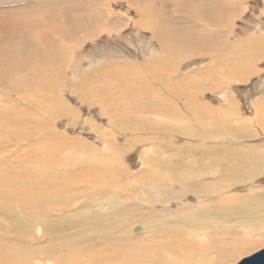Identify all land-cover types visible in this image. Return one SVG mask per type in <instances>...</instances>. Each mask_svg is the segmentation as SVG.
Listing matches in <instances>:
<instances>
[{"label":"bare ground","instance_id":"bare-ground-1","mask_svg":"<svg viewBox=\"0 0 264 264\" xmlns=\"http://www.w3.org/2000/svg\"><path fill=\"white\" fill-rule=\"evenodd\" d=\"M227 1L228 0H210L206 3L207 8L200 9L196 6H192L183 12L187 16L186 19L190 20V23L196 21L197 18H202L205 22L211 23L213 31H204V33L195 35L187 33L178 34L175 30L169 29L168 26L156 27L155 21L149 22V17H151L150 14H138L140 22L143 20L146 21H144L147 25L145 26L151 31L152 38L156 40V43H158L161 49H164L162 53L158 52L157 55H154L155 53L153 54L160 71L167 72L169 75H175L177 66L174 65L173 61H167L163 64V59L164 57L175 58V55H177L175 53H179L176 49L179 45L176 43H183L185 47L189 45V48L186 49H190V52L184 55L186 58L191 59L193 57L204 56L207 57L210 62H215L214 67L209 71L211 76H207L208 78L211 77L210 79L213 82L215 80L213 77L216 76L219 77L218 81L220 82V75L229 77L236 83L247 82L248 80L246 79L250 75L256 74L253 65L258 62L259 59L264 58V34L260 32L256 36L252 31L251 33L245 32L244 38L240 37L241 39L238 38V40L233 41L232 38L234 35L232 36L231 33V25L235 12L238 11L239 8ZM4 2H7L6 5L9 6L17 4L15 1L0 0V5ZM169 2H174V6H176L178 10H182L184 7L181 0H160L159 5H161L162 8H159V12L164 11L165 4ZM18 4L20 5L1 8L3 6L2 4L0 7V79L8 80V78L17 77L19 79H26L27 82H29L28 74L30 73L34 79L30 90L31 95L38 94L41 98H43L45 90L53 89L54 84H56L54 82H57L55 79H63V81L64 78L66 79V77H62L65 63H68L69 57L72 56V54H77V49L81 48L86 40L89 41L96 37H100L102 33H107L108 35L113 33L117 34L124 28L123 24L115 22V17L118 18L117 15L106 10L105 3L101 9L102 13H100V9L97 7L95 0H22ZM212 8L216 10L213 11ZM98 14H101L100 17H98ZM161 15H164V13ZM147 18L149 23H147ZM152 25L154 27H151ZM100 27L103 28L100 29ZM193 29L199 31L195 27H193ZM223 32H226L227 35L223 36ZM41 38L44 39L43 41L46 43V45L41 46L43 49L42 54L40 53L41 51L38 50V44L42 42ZM118 41L119 40H117V42ZM120 44H123L122 40H120ZM116 47L120 48L118 46ZM190 47L195 49L193 50ZM118 50H120L119 52L121 55L122 49L120 48ZM180 51L179 54H181L183 50L180 49ZM114 52L116 51L114 50L113 53ZM27 53L33 55V57L27 56ZM130 55L131 54H129V56ZM177 59L179 58L177 57ZM107 67H97L93 71H82L80 67L77 66L75 68L77 74L82 71L88 78L83 82L78 80V86L75 85L77 82L75 83L74 81L75 92L79 91L80 83L82 84L80 93L84 94V91L93 90V88H97L99 91L98 93H101L100 91L102 90H106L107 93H110L112 91L111 87L113 86H115L116 90L121 89V81H124L125 78V83L130 81V84L127 85L129 92L136 96L139 95L142 101H146L150 95H155V97L164 100L156 91L153 93L152 89L147 86V83L142 81L143 76L138 73V68L133 67L130 63L127 62L126 64H122L120 67H122L123 70L120 68L121 70H119L118 73H107L108 77L105 75V69ZM116 68L118 69V67ZM50 70L51 73H49ZM123 71H125L124 74H122ZM129 71L131 72V76L127 74ZM148 73L150 75L154 73V71L149 70ZM54 74H56V77L52 78L51 76ZM138 74L141 78L137 77ZM194 74H196V72H194ZM81 75L79 74L78 77L80 78ZM218 81H216V85L218 83V86H220ZM133 82H140V87L137 86L138 88H136L135 85L133 89ZM22 83L25 82L22 81ZM7 85L10 86V83L7 82ZM255 87L257 88V86ZM189 89L192 90V95L194 97L185 102L182 106L190 120L195 122L191 119V115L198 118L199 125L197 122L195 123L202 131L199 134L197 132L184 134H188V136H186L187 138L198 137L204 142H196L193 146H189L188 149H183L176 154L170 155L168 158L149 157L147 160H144L145 162L141 165V167H144L143 171L150 172L152 170V173L151 175L148 172L144 173L146 175V180L143 182L144 185L142 186L144 187L142 188L143 192L145 190L150 192L151 189L147 187L151 184L147 180L152 179V182V176L155 175V186L151 188L158 194L156 197L157 202L156 199L153 201V199L149 198L146 199V202H148L147 204L151 201L158 204V206H163L169 203V199L171 203H177L180 201L181 197L191 195L199 199L198 201H203L204 199V202L207 204L219 202L214 208H208L207 204L206 206H200V204H198L199 206H188L186 204L185 208L182 207L181 210H175L174 213H171L173 212L172 209L170 212L162 211L164 214L159 221L144 219V224H146L147 227L146 234L148 235L146 237H133L131 233L128 232L127 227L133 220L132 218L120 219L119 222L118 219H114L116 215L115 211H117L116 205H114L112 207L113 210L109 211L107 214L110 219H93L95 212L93 211L90 197L105 195L104 200L113 204L116 199L112 201L114 195L111 193V187L116 177L110 172L114 170L109 164L106 166V170L109 179L113 178L110 181L101 182L102 184L97 185L95 180L93 182L86 178L88 181H84L81 177H87L91 173L92 168L99 172H103L104 169H97V164L95 163L101 162L102 164H107L109 160H113L112 157L107 156L105 159L100 157L96 160L93 156L95 152L90 148V145L84 144V142H80L76 139L68 140L64 138L60 132L54 131L55 129L50 132L48 131V135L42 134V132L37 129H39V122L41 123L43 121L40 118H34L33 121L36 119L35 122L30 121L32 125L29 126V120H25L28 121L25 122L20 119L21 114L25 115V113L23 110L18 109L20 111L18 116L14 113L11 117L12 124L15 128L16 125L18 127H26L24 128L26 131L20 132L24 137L29 135L27 129L30 134L32 129L34 132L29 138H24L19 135L18 132L11 135L9 133L7 138L14 139L16 142H23L22 138L28 139L30 146H33L30 154L36 158L38 165L40 163H45L46 168L51 165L57 170H60L59 172L63 171L59 173L60 175L56 176L55 179L50 177L43 178L41 183L35 178L38 172L32 171L33 178H31L28 184L30 188L29 195L34 191V188L39 189V191L41 190V194H31V196H29L31 200L34 202L40 200L41 203V200L46 198V203L49 204V202L53 201L54 204H57L59 203V199L54 196L62 192H68L67 195L71 198L76 197V200L81 198L84 194H87L88 201L85 200L82 206L83 208L86 207L82 215L83 219H77V223H71L63 227L64 229L76 228L72 231L73 233L65 234L67 238L64 240H62V236L58 237V233L63 228L61 229V225L55 219H44L42 222L41 220L43 219L40 217L41 227L37 224L32 227V230L34 229L35 231L39 228H41L40 231L46 228L48 231V237L46 239L44 238L45 229L41 233V236L37 234L40 238L37 237L38 239H36V236L33 237L34 230L33 233L28 235L27 230L20 221L11 220L6 225L0 224V229H6L3 230L5 234L0 235V241H4V243H0V264H220L227 263L247 249L263 243L264 229L261 230V235L258 234V236L254 237L251 236V234L254 235L253 231L256 232L261 227V224L264 223V190L255 189L258 183L255 177L264 175V145L261 144V142L256 144L252 143L261 136L264 139V97L258 98L253 105V109H256L254 112V114H256L254 122L247 120V118H243L242 121H240L237 118L238 114L234 113L235 104L231 101H228L226 104L224 103L220 108L226 118L224 116H219L220 118L218 117L219 120H217L216 117V119H212L213 115L216 113H213V115L208 114V112H212V110L206 109L207 104L205 105L201 102H197V97L199 95L203 96V94L201 95L198 93V88L195 86ZM57 91H59V89ZM56 92L54 93L57 95ZM51 95L52 94H50L47 99L44 97L43 104L42 102H38V107L40 109L44 112L45 110L48 111L47 114L45 112V115H47L46 117H52L54 119L60 118L64 113L68 115L71 114V117L75 116L68 106L64 108V103L62 101L61 103L57 102V100L54 99V95ZM88 98L90 99L91 97ZM118 98L120 97L111 94L110 99L102 98L103 104L101 105L104 106L108 104L109 107H113L111 103H120V99ZM53 99L55 103L51 104ZM58 101H60V99ZM44 103L48 106H45ZM90 105L91 104H89V106ZM176 107L174 106L171 111H165L163 107H159L154 113L156 117H163V121H165V126L161 125V127H159L161 130L159 133H172L171 128L173 124L171 121L174 119H182L181 113L183 112L177 109L180 106ZM207 108L210 107L208 106ZM220 109L215 112L220 114ZM6 111H8L7 108L0 109V127L7 124L5 120H1V117ZM14 111H16V109H14ZM222 113L220 115H222ZM232 113H234V115H230ZM168 119L171 120V124H169ZM177 122L180 123L179 121ZM224 130L229 131L230 134H227V137L221 139L218 131L223 132ZM13 131L14 130L11 132ZM167 134L165 135L168 136ZM37 140L41 143L38 142V145L40 144L39 146L35 143ZM47 142L49 144H47ZM14 143L15 142H13V144ZM66 145L75 146L73 149L80 151L78 156L84 152L83 154L85 157L79 158L75 155V157H73L72 154L68 156L62 155L63 152L68 151ZM25 153L26 151L23 150V155H25ZM180 153L183 155L191 154L188 157L186 156V158H179L180 163H175L173 161L174 157L177 158ZM120 154L121 151L117 150L115 156H119ZM57 155H59L57 158H60V161L56 160V158H52V156ZM150 161L155 165L154 168L152 167L153 169L145 167L146 163ZM32 165L33 164H31V166ZM167 165L169 166L167 167ZM77 166L81 169L80 173L77 175L69 173V168ZM232 167L233 169L231 171L242 175L235 176L229 172L228 178L225 172ZM83 168L87 169L83 170ZM67 173L69 174L67 175ZM143 175H141V177ZM165 175H170L168 178L169 184L167 185H165L162 180V177ZM99 176L101 178V175ZM166 176L165 178L167 179ZM125 177V174H123L122 179ZM75 178L76 180H74ZM227 179H229L228 184L230 185H227ZM2 180L7 184L15 186L16 182L8 181L5 175H3ZM231 181L236 182V184L232 185ZM174 182H177L180 186L179 190H176L177 192L171 191L173 188L171 189L170 185L172 183L174 184ZM237 183H239V185ZM188 185H194V190L188 188ZM205 186H209V188L207 189ZM218 186H222V188H218ZM235 190L240 191L239 194L242 193V196H237L238 202L232 203L230 200H219L222 196ZM75 192H77L76 195H74ZM255 192L262 204L254 202ZM231 193L233 194L234 192H230V194ZM243 193H245L246 196H243ZM196 194L205 195L196 196ZM220 194L222 196H219ZM87 195L84 196L87 197ZM216 196L220 198L217 197L216 199ZM246 197L247 200H245ZM17 202L19 204H17ZM17 202V206L23 204L21 201ZM24 202L27 203V201ZM42 203L45 202L43 201ZM62 204L63 203L56 206H47L46 209L48 214L54 215L56 212L54 210L55 208L65 206ZM88 209L89 211H87ZM99 216L100 215H98V217ZM107 222H110L108 229L105 228ZM231 222L235 224L232 227H230ZM139 230L140 228L135 227L132 232L135 233ZM257 237H262V240L258 241ZM253 238L256 240H253ZM17 239H23L24 241L19 242Z\"/></svg>","mask_w":264,"mask_h":264},{"label":"rangeland","instance_id":"rangeland-1","mask_svg":"<svg viewBox=\"0 0 264 264\" xmlns=\"http://www.w3.org/2000/svg\"><path fill=\"white\" fill-rule=\"evenodd\" d=\"M8 1H12V2L15 1L17 2V4H12L11 6H9L6 5L7 2H4L2 3L3 6L1 7L2 5L1 4L0 7L1 8L14 7L20 5L18 3H20L22 0H8ZM208 1L210 0H181V2L184 4L182 10H178L176 6H174V2H169L165 4L164 11L159 12V10L162 8V6L159 5L160 0H95L97 7L100 9V13H102L101 9L103 4L105 3L106 10H109L114 15H117L118 18L115 17V22H119L123 24L124 28L120 33L117 34L113 33L108 35L107 33H102L100 37H96L89 41L86 40L85 43L81 46V48L77 49V54L76 55L72 54V56L69 57L68 63H65L64 65V70L62 71V77H66L67 80L65 78L64 81L63 79H59V80L55 79L57 80V82L56 81L54 82L56 84H54L53 89L45 90L43 93V98H41L38 94L31 95L30 90L34 79L32 78L30 73L28 74L29 82H27L26 79H21V78L19 79L17 77L8 78V80L0 79V109L7 108L8 110L1 117V120H5L7 124L0 127V188H1L0 189V224L6 225L11 220L20 221L23 227L27 230V234L30 235V233H33L34 230V229L32 230L33 225L37 224L39 225V227H41V222H40V217H41V219H43L41 220L42 222L44 221V219L46 220L55 219L56 221L59 222L62 229L64 226H68V224L77 223L78 222L77 219L82 218V215L86 210V207L83 208L82 206L85 203V200L88 201L87 194H84L87 195V197L83 195L84 197L82 196L81 198L76 200V197L74 198L69 197L67 195L68 192L65 193L62 192L59 195L54 196L59 199L58 201L59 203L57 204H54L53 201L49 202V204L46 203V198L42 199L41 203L40 200L38 202H34L31 200V198L29 197L31 196V194H35V195L41 194L40 192L41 190L39 191V189L34 188L33 189L34 191L29 195L30 188L28 184L29 181H31V178H33L32 171H35L36 173L38 172L37 173L38 175L36 174L35 178H37L38 182L40 183L42 182L43 178L50 177L55 179V177L59 176L60 175L59 173H62L63 171L59 172L60 170H57L51 165L47 166L48 168L47 169L45 163H40L38 165L36 158H34V156H31L30 152L33 146L31 147L28 142V139H24V138H29V136L34 132V130L32 129V132L30 134L29 130L27 129V133L29 135L24 137V135H21L20 132L26 131V129H24L26 127H18L16 125L15 128V126L12 124L11 117L14 113L16 116H18V114L20 113L19 110H23V112L25 113V115L21 114L20 119H22L23 121L29 120V124H28L29 126L32 125L30 121L35 122L36 119L33 121L34 118H40L43 121L41 123L39 122V129H37L38 131H41L42 134L48 135L47 134L48 131L50 132L51 130L53 131L55 129L54 131L60 132L62 136L68 140L76 139L80 142H84V144L90 145V148H92L95 152V154L93 153V156L94 159L96 160L100 157H103L102 159H105L107 156L112 157L113 160H109L107 164L106 163L102 164L101 162L95 163L97 164V169L100 168L104 169L103 172H99L96 169L92 168L91 173L87 177L84 178L81 177V179L84 181L92 180L94 182L95 180V183L98 185V184H102L105 181H110L113 179V178L109 179V175L107 174L106 166L108 164L114 170V171H110L111 173H113L114 177H116L113 181L114 182L113 186L111 187V193L114 195L112 201H114L115 199L116 201L113 204L107 200L105 201L104 200L105 195H95L93 197H90L92 202L91 205L93 206V211L95 212V216L93 217V219H110L107 214L109 211L113 210L112 207L116 205L117 211H115L116 215L114 219H118L119 222L120 219L132 218L133 220L128 224L127 227L128 232H130L133 237H146L148 235L146 234L147 227L146 224H144V219H153L155 221H159L160 219H162V215L164 214L162 211L170 212V210L172 209L173 212L171 213H174L175 210L178 209L181 210L182 207L185 208L186 204L188 206L189 205L199 206L198 204H200V206H206L207 203L204 202V199L203 201L202 200L198 201L199 199H196V197H193L191 195L181 197L180 201L178 202L176 201L177 203H171L169 199V203L171 204L167 203L163 206L160 205L158 206V204L153 203L151 201L149 204H147L148 202H146V199L149 198L153 199V201L156 199L157 202L156 197L158 196V194L154 189L151 188L155 186L156 179L154 178L156 177H154L155 175L153 174L154 175L152 176L153 181L151 182L152 179L147 180L151 184L147 188L151 189V191L148 192V190L146 191L144 189L145 191L143 192L142 187L144 186L142 185H144L143 182H145L146 180L145 178L146 175L144 173L148 172L151 175L152 170L150 172L149 171L144 172L143 171L144 167H141V165H143V162H145L144 160H147V158L149 157L168 158L170 155L176 154L177 152H180L183 149H188L189 146H193V144H195L196 142L198 143L204 142L202 141L201 138L198 137L195 138L186 137L188 136V134H192L194 132H197L199 134L202 131V129L199 126H197L195 123L197 122L199 125L198 118L189 115L191 119H193L195 122L190 120L188 118L187 113L184 110V107L182 106L185 102H187L188 100L194 97L192 95V90L189 89L190 87L196 86L198 88V93L201 95L203 94V96L199 95L197 97L198 99L197 102H201L202 104L205 105L207 104L206 106L210 107L207 108L205 106L207 110L210 109L212 110V112L209 111L208 114L213 115V113H216L215 115H213L214 118L212 117V119L217 118V120H219L220 118L219 116L223 117L224 114L222 113L220 108L221 106H223L224 103L226 104L228 103V101H231L233 102V104H235L234 113L238 114L237 118L240 121H242L243 118H247V120L254 122V119L256 117V114H254V112L256 109H253V105L256 103L258 98L264 97V58L259 59V61L253 65V69L255 70L256 74L250 75L246 79L248 80L247 82L236 83L235 81L231 80L229 77H226L224 75H222L223 76L222 77L220 75V82L218 81L219 78L218 76L213 77V79H215L220 83V86H218V83L216 85L215 80L213 82L210 79L211 77L209 78L207 77V76H211V73L209 74V71H211V69L214 67L215 62H210V60L204 56L193 57L191 59L186 58V56L184 55H186L187 52H190L189 51L190 49H186L189 48V45L185 47L183 43H176L179 45L176 49L179 51V53L181 52L180 49H182L183 50L182 53L181 54H179L178 52L175 53L177 54L175 55L176 59L172 57H164L163 59V64L167 61H173L174 65L177 66L175 75H169L167 72L159 70V67L156 63L157 61L155 60V56H154L157 55L158 52L162 53L164 49H161L158 43H156V40L152 38L151 31L146 27L147 26L145 23L146 21L143 20L142 22H140L139 20L140 17L138 16V14L139 13L150 14L151 17H149L150 19L149 22L151 23L155 21L156 27L168 26L169 29L171 28L175 30L176 33L178 34L187 33L190 35H195L199 33H204V31L205 32L213 31L211 23L205 22L204 19L202 18H197L196 21L190 23V20L186 19L187 16L183 12L188 10L192 6H196L200 9L207 8L206 3ZM227 2L233 3L234 6L239 8L238 11L235 12V16L232 20V25H231V29H232L231 33L232 36L234 35L232 38L233 41L238 40V38L239 39L244 38L245 32L251 33L252 31V33L256 34V36L260 32L264 34V0H246V1L228 0ZM212 10L215 11L216 9L212 8ZM162 13H164V15H161ZM100 15L98 17H100ZM146 20L147 23H149L148 18ZM151 27L154 26L152 25ZM193 27L197 28L199 31H195ZM101 28L103 27H100V29ZM222 35L223 36L227 35V33L223 32ZM41 40L43 43L41 42L40 44H38L39 45L38 50L41 51L40 53L42 54L43 49L41 48V46L46 45V43L45 41H43L44 39L41 38ZM117 40H119L118 41L119 44H120V40H122L123 44H120L119 46ZM116 46L122 49L121 55L123 56L120 55L119 52L120 50H118L120 48H117ZM190 48L193 50L195 49L193 47ZM114 50L116 52L113 53ZM129 54L131 55L129 56ZM27 56L33 57V55H29L28 53ZM177 57L179 59H177ZM127 62L130 63L133 67L138 68V73L141 76H143L142 81L147 83V86H149L152 89L153 93L154 91L159 93L164 98V100L160 99L159 97H155V95L153 96L150 95L146 101H142L139 95L136 96L129 92L127 85L130 84L129 83L130 81L125 83L126 81L125 78L124 81L123 80L121 81V85H120L121 89L116 90L115 86H113L111 87L112 91L110 93H107L106 90H102L100 91L101 93H98L99 92L98 89L93 88V90L90 89L84 91L85 93L83 94L80 93L82 89V84L80 83H79L80 85L79 91L75 92L76 89H74V84L77 82L75 85L78 86V80H80V82H83L88 78L86 74L82 73L83 70L93 71L97 67L108 66L105 69L106 70L105 75L107 76V73H118L119 70L122 69V67L120 66L122 64H126ZM77 66L80 67V69L82 70L81 71L82 75L81 73L77 74L75 69ZM116 67H118V69ZM149 70H153L154 73H151L149 75L148 73ZM124 72L125 71H123L122 74H124ZM194 72H196V74H194ZM49 73H51V70L49 71ZM56 74L52 75L51 77L52 78L56 77ZM79 74L81 75L80 78L78 77ZM127 74L131 76L130 71ZM139 74L137 75V77L141 78ZM201 74H203L204 76ZM22 81H24L25 83H22ZM7 82L10 83V86L7 85ZM140 84H141L140 82H133L132 88L134 89L135 85H136L135 87L138 88L140 87ZM255 86H257V88ZM56 88H58L59 91H57L58 89ZM50 91L53 92L51 93ZM54 92H56L57 95ZM50 94H52L51 96L55 94L56 96L54 95V99L60 103L62 101L64 103L63 107L65 108V106H68L73 111L75 116L71 117V114L68 115L64 113L60 118L54 119L52 117L51 118L46 117L47 115H45V112L47 114L48 111L45 110L44 112L42 109H40L38 107L39 106L38 102H42L43 104L44 97L47 99L49 98ZM111 94L120 97L118 98L120 99V103H115V102L111 103V106L113 107H109L108 104H105L104 106L101 105L103 104L102 98L110 99ZM56 97H58L60 101H58L59 99ZM88 97H91L92 99L90 98L91 99L90 100ZM54 99L53 101H51V104L55 103ZM232 99L235 101H233ZM89 104L91 105L89 106ZM174 106L175 107L180 106L176 108L178 110H181V112H183L181 113L182 119L181 120L174 119L172 121L168 119L169 124H171V122L173 124L171 128L172 133L170 134L159 133L161 131L159 127H161V125L165 126L164 125L165 121H163L164 120L163 117H159V116L156 117L154 113L156 112V110H158L159 107H163L165 111H171ZM14 109H16V111H14ZM219 109H220V114L222 113V115L215 112L216 110ZM234 113L230 115H234ZM177 121H179L180 123H178ZM12 130L14 131L11 132ZM175 130L179 132H176ZM15 132L16 133L18 132L19 135L24 137L22 138L23 142H16L14 141V139L7 138L9 133L11 135ZM184 133H188V134L185 135ZM218 133L221 139L227 137V134H230L229 131L227 130H224L223 132L218 131ZM165 134H167L168 136H166ZM263 141L264 139L261 136L252 143L256 144L258 142H261V144L264 145ZM13 142H15L16 144L15 143L13 144ZM38 142L40 143L39 140L35 141L37 146L41 144L40 143L38 145ZM47 144L49 143L47 142ZM73 147L75 146L66 145L68 151L63 152L62 155L68 156L69 154H72L73 157L78 156L80 151H76V149H73ZM23 150L26 151L25 155H23ZM117 150L121 151L122 154V155L120 154L121 156L120 155L119 156L116 155L117 157L115 156ZM83 153L84 152H82L78 157L79 158L85 157ZM190 154L183 155L180 153L177 156V158L174 157L173 161L175 163H180L181 158H186V156L188 157ZM58 156L59 155L52 156V158H56V160L60 161L61 159L57 158ZM12 159L13 160L15 159L16 161L15 160L13 161ZM173 161L172 163L174 164ZM31 164L33 165L31 166ZM168 166L169 165H167V167ZM145 167L149 169H153L155 165H153L150 161L149 163L148 162L146 163ZM85 169L87 168H83V170ZM232 169L233 167L225 172V175H227L228 178H229L228 175L229 172L235 176L242 175L240 173L231 171ZM80 171L81 169L79 166L69 168V173L72 174L77 175L78 173H80ZM69 173H67V175ZM123 174H125L126 176L124 179H122ZM3 175L6 176V179L8 181L10 182L13 181L14 183L16 182L17 185L16 183L14 186L3 182L2 180ZM93 175H96L97 177ZM99 175H101L102 179L100 178ZM141 175L143 176L141 177ZM165 176L162 177V180L163 183L167 185L169 184L168 178L170 175L166 176L167 179L165 178ZM74 180H76V178ZM255 180H257L258 182L256 184L255 189L264 190V175L255 177ZM226 183L227 185H230L228 184L229 179L226 180ZM231 184L234 185L236 184V182L231 181ZM237 184L239 185V183ZM119 186L122 188H120ZM170 187L171 189L173 188L171 190L172 192H177L176 190H179L180 186L177 182H174V184L172 183ZM205 187L207 189L209 188V186H205ZM188 188L194 190V185H188ZM218 188H222V186H218ZM230 192H234V193L233 194L231 193L232 194L231 195ZM230 192L225 196H222L220 194L219 196L222 197L220 198L219 196H216V199L218 197L220 198L219 199L220 201L230 200L232 203L238 202V197L239 195L242 196V193L239 194L240 191H236V190ZM76 194L77 192H75L74 195ZM204 195L205 194L203 195L196 194V196H204ZM243 196H246V194L243 193ZM245 200H247V197ZM17 201H21L23 204L17 206V204H19ZM24 201H27V203ZM43 201L45 203H42ZM254 202L262 204L256 192H255ZM61 203H63L62 205L65 206L61 208H55L54 210L56 212L54 213V215L48 214V211L46 209L47 206H53V205L56 206ZM218 203L214 204L211 202V204L208 203L207 205L208 208L212 209L211 207L214 208V206ZM87 211H89V209ZM98 215L100 216L98 217ZM232 222L230 224V227L235 225ZM109 223L110 222H107V225L105 227L106 229H108ZM135 227L140 228V230L138 232L133 233L132 230ZM40 229L41 228L36 229V231L34 230L35 235L33 234V237L36 236L35 237L36 239L40 238L41 233L45 229L44 238L46 239L48 237L47 229L44 228L41 231ZM74 229L63 228L58 233L59 234L58 237L62 236L63 237L62 240H64L65 238H67L65 234L73 233L72 231ZM262 229H264V223L261 224V227L256 232L253 231L254 235L250 233L251 236L255 237L258 236V234L261 235ZM3 230L6 229H0V233H1L0 235L5 234L3 233ZM37 234H39L40 236ZM257 239L258 241H261L262 237H257ZM17 240L19 242L24 241L23 239H17ZM253 240L256 239L253 238ZM0 243H4V241H0ZM261 249H264V242L260 243L257 246H253L250 249H247L240 255L233 258L231 261L220 264H236L241 259L248 257L254 254L255 252H258Z\"/></svg>","mask_w":264,"mask_h":264},{"label":"water","instance_id":"water-1","mask_svg":"<svg viewBox=\"0 0 264 264\" xmlns=\"http://www.w3.org/2000/svg\"><path fill=\"white\" fill-rule=\"evenodd\" d=\"M236 264H264V249H261L258 252L241 259Z\"/></svg>","mask_w":264,"mask_h":264}]
</instances>
